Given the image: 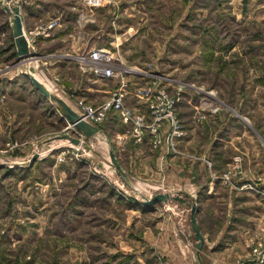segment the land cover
Here are the masks:
<instances>
[{
	"label": "rangeland",
	"instance_id": "1",
	"mask_svg": "<svg viewBox=\"0 0 264 264\" xmlns=\"http://www.w3.org/2000/svg\"><path fill=\"white\" fill-rule=\"evenodd\" d=\"M6 2L19 4L22 16V9L32 13L35 0H0V264H199L189 207L176 200L143 204L158 192L197 200L207 240L200 251L204 264H249L251 241L264 237V195L257 192L264 185V0L77 1L98 7L92 15L99 46L110 48L123 67L97 79V95L80 98L68 91L94 77L79 60L92 43L76 54L79 72L68 79L50 66L54 57L42 55L43 38L28 42L36 58L20 59L11 15L1 7ZM68 3L52 0L51 17L25 29L34 32L56 15L70 16ZM77 18L84 19L81 9ZM72 21L70 30L77 32ZM139 68L162 76L170 92L180 89L184 134L177 152L164 142L166 122L158 146L138 143L116 111L101 116L95 136H78L62 106L27 76L33 72L45 86L51 83L49 90L78 113L79 100L101 105L122 78L131 86L145 83L137 79ZM128 95L130 107L144 109ZM111 148L131 186L112 166ZM210 181L213 194L205 197ZM234 241L240 246H226L222 257L207 249Z\"/></svg>",
	"mask_w": 264,
	"mask_h": 264
},
{
	"label": "built area",
	"instance_id": "2",
	"mask_svg": "<svg viewBox=\"0 0 264 264\" xmlns=\"http://www.w3.org/2000/svg\"><path fill=\"white\" fill-rule=\"evenodd\" d=\"M83 1L89 5L102 2V0ZM60 23L61 18L59 15H56L50 18L48 22L36 26L34 32L30 30L28 33L24 30V33L28 42L32 40L34 43V36L43 39L51 37L53 30ZM79 60L81 61L82 68L96 79L109 78L123 71L121 64L119 66L116 65V59L112 50L105 46L90 47L86 54L79 56ZM136 75L147 81L143 84L131 86L130 80L122 78L120 86L113 89L108 100L104 101L101 105L94 107L79 100L80 110L78 114L87 122L96 125L106 111L119 112L123 122L130 125L132 135L136 142H149L154 146L160 144L161 125L166 122V131H164L166 138L164 142L173 152H177L178 140L184 134L177 113L178 103L181 99L180 89L175 92H170L162 76L152 71H147L144 68H139ZM208 93L210 94L211 91ZM128 94L143 102L144 109L136 111V106L130 107L125 102ZM73 130L78 136L84 137L83 132L75 126ZM257 192L264 195V185L262 187L261 185H257ZM251 242L253 248L248 255L249 264H264V237H257Z\"/></svg>",
	"mask_w": 264,
	"mask_h": 264
},
{
	"label": "crops",
	"instance_id": "3",
	"mask_svg": "<svg viewBox=\"0 0 264 264\" xmlns=\"http://www.w3.org/2000/svg\"><path fill=\"white\" fill-rule=\"evenodd\" d=\"M51 1L50 0H35L34 5H32L31 7L32 13H29L28 9H24V11L22 9V19H23L24 30H26L25 27L30 26L32 23H35L37 21L41 22L46 17H51V13H53L55 10L49 4ZM68 1L69 3H68L67 10L70 16L65 17V18L63 17L60 25L53 30V35L51 37H49L46 40L39 38L40 41L38 43V47L44 51V53L42 54L44 57L48 56L51 59L52 57H54L53 61H55V63L54 64L51 63L50 66H53L52 68L58 67L59 69L57 70V72L60 71L61 76H64L66 79L71 78L73 76V72H76L77 70L75 69L77 65L74 61L77 58V57L75 58L76 54L78 55L80 53L79 50L82 49L84 46H87L89 43H92L91 46H99V43H100V40H98L100 36L99 28H98V25L93 24L95 21L92 15L94 14V12L95 13L98 12V7L91 8V7L83 6L79 2L74 1V0H68ZM75 6L76 8H74ZM58 9L59 7H57V11ZM80 9L84 16V19H82L81 23H79L80 21L78 22V18H77ZM74 17H75V28H77L78 30L77 32L70 30V27H71L70 25H71V22H73L72 20ZM87 27L91 28L90 29L91 36H92L91 38L92 40L90 39L91 41L85 37V28ZM75 33L77 35L76 38L74 37ZM93 35H96V36L93 37ZM120 45L121 44L116 42L114 43L113 47L116 48L117 50L121 48L119 47ZM57 52H61V55L57 54ZM137 79L141 80L142 78L138 76ZM99 91H100V86L97 83V79L95 77H91L90 75L89 76L87 75L85 78L82 79L81 86H79L77 89L73 91H68V93L69 95H73L76 98H80V97H89V96L93 97L97 95ZM60 92H62L64 95H67L66 89L60 88ZM128 96H132V95H128ZM182 112H183V109H179L178 114L182 116ZM136 146L140 147L144 145L140 144ZM213 186L214 184L211 183L210 181L207 188H205V190H202L204 191L205 197L212 196L213 193L211 192L213 190ZM237 241H234V244L232 243L231 245L229 243L223 244L221 242H218L214 244L213 246H210V247L208 246L207 249L209 250L210 255H213V257H222L223 254L228 253L227 250L229 249L226 246H229V247L240 246V244L238 243L239 241L238 242ZM206 243H207V240L205 241L204 247L206 246ZM232 257H233V253L231 254V258Z\"/></svg>",
	"mask_w": 264,
	"mask_h": 264
},
{
	"label": "water",
	"instance_id": "4",
	"mask_svg": "<svg viewBox=\"0 0 264 264\" xmlns=\"http://www.w3.org/2000/svg\"><path fill=\"white\" fill-rule=\"evenodd\" d=\"M1 4H2L1 7L11 15L14 43L19 58L20 59L24 58L22 57V55L29 56L28 54H32L30 56H33L32 58H36V55L33 52L29 51L28 40L25 36L24 33L25 31L23 30V21L21 18L22 16H20V5L19 4H14L13 6L11 5L12 10L15 12V14L13 15L11 9L5 3H1ZM28 76H30L31 81L35 86V88L39 90L44 97L50 100L57 101L62 106L63 114L68 119L70 124L78 128L80 131H82L85 134V136L93 137L100 131L99 126L93 125L87 122L85 119H83L77 113L76 110H74L69 104H67V102L64 101L61 97L52 93L37 77H35L34 74L30 73L28 74ZM61 137L68 138L71 142L75 144H79L81 141L79 138L71 136L69 134L61 135ZM86 146L88 147V145ZM109 154H110L111 163L113 164L117 175L124 182V184L131 186L129 175L123 170V168L119 164V161L112 148L109 150ZM38 157H39V153L37 152L34 153L31 159L29 160V165H31ZM168 200H176L180 203L186 204L189 207L190 209L189 218H190L191 229L193 231L196 257L199 264H204L201 258L200 251L204 247L205 239L198 223L197 214L199 207L197 204V200L192 199L191 202L187 201V199L182 197L179 192L175 194L171 192H158L152 195L151 197L144 199L143 204L147 206H152L157 202H163Z\"/></svg>",
	"mask_w": 264,
	"mask_h": 264
},
{
	"label": "bare ground",
	"instance_id": "5",
	"mask_svg": "<svg viewBox=\"0 0 264 264\" xmlns=\"http://www.w3.org/2000/svg\"><path fill=\"white\" fill-rule=\"evenodd\" d=\"M11 1V0H10ZM7 4V6L8 5H10V9H11V12L13 13V15L15 14V12L12 10V8H11V2H6ZM18 7V6H17ZM21 16V15H20ZM22 18V17H21ZM22 21H23V19H22ZM23 30H24V27H23ZM30 55H32V54H29V56ZM25 57H28V56H25ZM30 63V62H29ZM32 72V71H31ZM33 73V72H32ZM36 73H34V75H35ZM28 76V75H27ZM35 77H37L39 80H40V78H39V76L38 75H36ZM28 78L31 80V78H30V76H28ZM51 84V83H50ZM50 84H47L48 86L50 85ZM46 85V87L48 88V89H50L48 86ZM52 86V85H51ZM60 141V140H59ZM61 141H63V140H61ZM63 142H65V141H63ZM52 144V143H51ZM102 144H105V141H103V143ZM48 145V144H47ZM108 146V145H107ZM106 149V148H105ZM91 163V162H90ZM106 166V165H105ZM112 166H113V164H112ZM114 167V166H113ZM103 168V167H102ZM104 169V168H103Z\"/></svg>",
	"mask_w": 264,
	"mask_h": 264
},
{
	"label": "trees",
	"instance_id": "6",
	"mask_svg": "<svg viewBox=\"0 0 264 264\" xmlns=\"http://www.w3.org/2000/svg\"><path fill=\"white\" fill-rule=\"evenodd\" d=\"M12 45H13V43H12Z\"/></svg>",
	"mask_w": 264,
	"mask_h": 264
}]
</instances>
